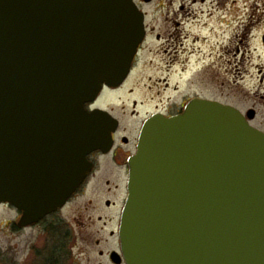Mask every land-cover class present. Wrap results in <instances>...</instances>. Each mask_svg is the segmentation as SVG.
<instances>
[{"label": "water", "instance_id": "95a60500", "mask_svg": "<svg viewBox=\"0 0 264 264\" xmlns=\"http://www.w3.org/2000/svg\"><path fill=\"white\" fill-rule=\"evenodd\" d=\"M143 35L133 0H0V203L19 225L61 206L110 142L84 103L124 79ZM127 188V264H264V131L238 109L148 122Z\"/></svg>", "mask_w": 264, "mask_h": 264}, {"label": "flooded vegetation", "instance_id": "af4514ba", "mask_svg": "<svg viewBox=\"0 0 264 264\" xmlns=\"http://www.w3.org/2000/svg\"><path fill=\"white\" fill-rule=\"evenodd\" d=\"M134 2L143 15L144 36L127 74L117 85H103L84 104L87 111H104L110 142L85 156L88 170L81 182L61 206L36 222L20 226L21 211L8 204L16 214L13 227L41 228V233L52 226L56 229L59 247L50 250L54 254L47 264H127L121 226L129 161L148 122L165 123L190 105L201 107L205 102L215 108H236L250 124L256 115L255 108L243 110L237 99L222 94L227 91L237 97L239 80L246 74L244 56L238 61V42L241 46L248 33L262 24L261 18L253 17L252 8L212 7L214 13L201 19L202 13L184 11L183 4L174 6L173 0ZM258 39V57L264 60V31ZM242 51L244 55L246 50ZM256 69L264 72V64ZM251 110L254 116L248 118Z\"/></svg>", "mask_w": 264, "mask_h": 264}, {"label": "rangeland", "instance_id": "374dc122", "mask_svg": "<svg viewBox=\"0 0 264 264\" xmlns=\"http://www.w3.org/2000/svg\"><path fill=\"white\" fill-rule=\"evenodd\" d=\"M168 1L164 0L166 4ZM173 4L174 6L183 4L184 11L190 9V11L202 13L198 14L201 19H205L209 13H214L212 7L220 6L239 9L252 8L251 11L255 13L253 17L262 19L261 26L254 27L242 40L241 46L238 42V61L244 56L247 71L244 78L239 80L237 97L227 91H223L222 94L224 98L230 96L237 99V106L243 110L247 107L255 108L256 115L252 124L264 130V72L258 73L256 69L260 63L264 64L263 58L258 57L260 54L258 38L259 34L264 31V0H183L182 2L173 0ZM153 6L154 4H151L150 8ZM241 11L243 10L238 12ZM228 34L229 32L226 31L222 35L223 40ZM243 49L246 50L244 55ZM250 63L254 64V68H249ZM15 216V212L8 204H0V264H47L48 259H52L54 254V251L50 250L59 247L56 233L53 231L56 229L52 226L51 230L48 228L41 233V228H15L11 223ZM62 256H64L63 253Z\"/></svg>", "mask_w": 264, "mask_h": 264}, {"label": "trees", "instance_id": "16d2710c", "mask_svg": "<svg viewBox=\"0 0 264 264\" xmlns=\"http://www.w3.org/2000/svg\"><path fill=\"white\" fill-rule=\"evenodd\" d=\"M50 230L52 229V228H49ZM54 232H55V230H53Z\"/></svg>", "mask_w": 264, "mask_h": 264}]
</instances>
